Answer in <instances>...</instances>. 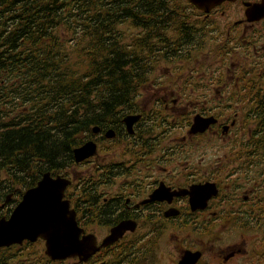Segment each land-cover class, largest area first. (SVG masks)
I'll use <instances>...</instances> for the list:
<instances>
[{"label": "flooded vegetation", "instance_id": "af4514ba", "mask_svg": "<svg viewBox=\"0 0 264 264\" xmlns=\"http://www.w3.org/2000/svg\"><path fill=\"white\" fill-rule=\"evenodd\" d=\"M260 1H157L141 28L155 47L126 50V97L78 98L95 123L75 148H95L57 175L87 248L53 260L24 239L0 264H264V15L247 14Z\"/></svg>", "mask_w": 264, "mask_h": 264}, {"label": "trees", "instance_id": "16d2710c", "mask_svg": "<svg viewBox=\"0 0 264 264\" xmlns=\"http://www.w3.org/2000/svg\"><path fill=\"white\" fill-rule=\"evenodd\" d=\"M157 1L0 0V216L44 172L73 164L95 123L79 97H126V50L155 47L141 28Z\"/></svg>", "mask_w": 264, "mask_h": 264}, {"label": "water", "instance_id": "95a60500", "mask_svg": "<svg viewBox=\"0 0 264 264\" xmlns=\"http://www.w3.org/2000/svg\"><path fill=\"white\" fill-rule=\"evenodd\" d=\"M188 1L199 8H206L222 0ZM249 15L263 16L264 1L256 4ZM94 148L91 141L74 148V159L80 161L91 155ZM69 183L67 178L60 175L54 177L49 171L44 172L33 187L24 191L10 215L0 218V247L20 243L24 239L35 241L41 237L46 241L45 253L53 260L81 254L87 247L80 244L74 217L68 214L62 200Z\"/></svg>", "mask_w": 264, "mask_h": 264}, {"label": "bare ground", "instance_id": "6f19581e", "mask_svg": "<svg viewBox=\"0 0 264 264\" xmlns=\"http://www.w3.org/2000/svg\"><path fill=\"white\" fill-rule=\"evenodd\" d=\"M263 1H264V0H263ZM252 10H253V6L250 7V8L248 9L247 14L249 15V13H250ZM188 257H189V256L187 255V256L185 257V259H184L182 262H184Z\"/></svg>", "mask_w": 264, "mask_h": 264}, {"label": "rangeland", "instance_id": "374dc122", "mask_svg": "<svg viewBox=\"0 0 264 264\" xmlns=\"http://www.w3.org/2000/svg\"><path fill=\"white\" fill-rule=\"evenodd\" d=\"M0 213H1V212H0ZM1 216H3V214H2ZM1 216H0V217H1ZM4 216H6V215H4Z\"/></svg>", "mask_w": 264, "mask_h": 264}]
</instances>
